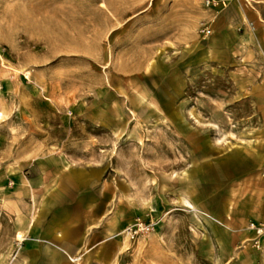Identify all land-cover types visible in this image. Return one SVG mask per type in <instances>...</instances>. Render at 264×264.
Wrapping results in <instances>:
<instances>
[{"label": "rangeland", "instance_id": "1", "mask_svg": "<svg viewBox=\"0 0 264 264\" xmlns=\"http://www.w3.org/2000/svg\"><path fill=\"white\" fill-rule=\"evenodd\" d=\"M218 1L0 0V264L38 262L21 255L22 219L35 221L62 166L101 167L106 214L124 231L153 222L135 239L174 218L162 226L182 264H264L260 49L245 42L223 62Z\"/></svg>", "mask_w": 264, "mask_h": 264}, {"label": "crops", "instance_id": "2", "mask_svg": "<svg viewBox=\"0 0 264 264\" xmlns=\"http://www.w3.org/2000/svg\"><path fill=\"white\" fill-rule=\"evenodd\" d=\"M224 1L227 6L212 21V45L228 53L223 62L229 60L233 49L245 48V42L252 48L258 47L260 55L253 56L251 62L258 66L257 74L262 81L258 86L264 87V0ZM59 169H52V174L60 172L61 183L50 190L44 188L47 192L35 221L22 219L23 259L37 256L36 264H62L66 256L83 255L84 264H182L176 233L164 231L162 226L173 224L174 218H164L151 233L131 241L124 235L126 222L122 216L106 214L108 200L101 177L103 169L95 167L90 172L77 167ZM68 203L75 207L72 217L57 209ZM220 224L223 223L213 225L218 234L226 232ZM231 245L235 241L232 244L218 240L219 248H227L229 252Z\"/></svg>", "mask_w": 264, "mask_h": 264}, {"label": "built area", "instance_id": "3", "mask_svg": "<svg viewBox=\"0 0 264 264\" xmlns=\"http://www.w3.org/2000/svg\"><path fill=\"white\" fill-rule=\"evenodd\" d=\"M220 2H221V4H224L222 1H220ZM205 5L207 7H216L219 5V1L218 0H205ZM201 32L204 35H208V34H210L211 31L209 28L203 27L201 29ZM251 226L254 227V225H251ZM152 228H153V222H151V221H148V222L136 221L133 225L126 227L124 232H125V235L130 240H133L139 234L148 233L149 231L152 230ZM254 228H256V227H254ZM262 229H264V228H258L257 232H261Z\"/></svg>", "mask_w": 264, "mask_h": 264}, {"label": "bare ground", "instance_id": "4", "mask_svg": "<svg viewBox=\"0 0 264 264\" xmlns=\"http://www.w3.org/2000/svg\"><path fill=\"white\" fill-rule=\"evenodd\" d=\"M102 4V3H101ZM102 5H104V4H102ZM104 7V6H103Z\"/></svg>", "mask_w": 264, "mask_h": 264}]
</instances>
